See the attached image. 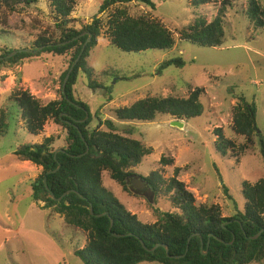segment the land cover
<instances>
[{
	"label": "rangeland",
	"instance_id": "rangeland-1",
	"mask_svg": "<svg viewBox=\"0 0 264 264\" xmlns=\"http://www.w3.org/2000/svg\"><path fill=\"white\" fill-rule=\"evenodd\" d=\"M190 0H155L152 15L160 18L173 33L171 49L125 52L111 45L105 35L87 60L92 69L93 86L86 74L74 85V96L88 105L90 128L106 129L102 122L113 121L120 132L152 148L133 169L134 175L149 176L159 170L165 179L183 169L178 179L194 195L196 204H216L222 216L242 212L244 181L264 178V28L255 25L242 13L246 0H228L232 6L224 12L225 42L219 47H201L180 39V29L193 22L196 15L208 21L218 13L223 0L194 6ZM102 0H77L72 16L78 28L98 14ZM264 6V0H260ZM131 14L147 11L139 3L129 6ZM6 24L0 26V55L18 48L32 47L38 35L57 38L44 0L21 6L19 12L3 11ZM181 58L185 65L162 66L164 61ZM67 64L61 57L43 54L21 64L0 70V113L5 115V133L0 135V264H83L74 249L81 248L86 234L65 228L63 217L41 208L32 199L31 181L42 171L33 162H20L14 151L23 143H39L50 135L52 147L64 146L65 131L48 121L38 136L24 129L20 108L10 95L16 89L29 90L43 104L57 98L59 77ZM203 87L200 116L179 120L182 127L171 125L170 115H157L153 121H120L113 109L129 106L146 96L185 97L190 89ZM243 95L257 108L258 133L247 141L233 130V107ZM101 124V125H100ZM221 127L225 137L247 148L237 157L222 156L214 147V129ZM162 156L173 158L162 165ZM103 185L139 220L154 223L160 211L174 208L162 196H155L141 177H129L128 189L103 172ZM138 186V187H137ZM227 192L225 191V188ZM139 264H160L141 262ZM261 264V263H252Z\"/></svg>",
	"mask_w": 264,
	"mask_h": 264
},
{
	"label": "trees",
	"instance_id": "trees-1",
	"mask_svg": "<svg viewBox=\"0 0 264 264\" xmlns=\"http://www.w3.org/2000/svg\"><path fill=\"white\" fill-rule=\"evenodd\" d=\"M40 1L0 0V26L6 24L2 14L5 9L19 12L21 6L36 5ZM211 1L190 0L189 3L198 7ZM44 2L58 37L38 35L32 47L6 51L0 55V70L43 54L61 57L67 64L59 77L56 99L43 104L29 90L16 89L10 100L20 108L24 129L29 134L40 135L48 121L65 131L64 146L58 152L52 147L55 137L50 135L39 143L19 145L14 155L20 162H33L42 167L41 173L31 181L33 201L62 216L65 228L86 234L84 245L74 249V255L83 264H264V178L244 181L243 211L224 217L216 204H196L193 193L178 179L183 170L179 167L170 179H165L159 170L146 177L138 175L155 196L164 197L174 208L160 211L154 223L139 220L103 185L102 174L108 172L112 180L127 190L133 169L153 150L132 138L130 131L120 132L110 119L102 122L106 129L90 128L93 118L88 105L75 98L73 88L81 74H86L89 86H93L92 69L87 60L101 35L125 52L167 50L174 46L172 31L152 15L155 0H102L98 14L105 12V17L95 14L80 28L74 25L72 16L77 0ZM133 3L142 4L147 11L131 14L129 6ZM229 6L232 3L223 0L210 21L204 15H196L192 23L180 29V39L201 47L223 45L224 12ZM242 13L256 28H264V6L260 0H246ZM14 51V55L8 56ZM75 61L63 91L64 78ZM169 65L182 67L185 62L176 58L162 63L163 67ZM204 94L203 87H195L185 97L146 96L129 106L114 108L113 113L120 121H153L157 115L187 120L203 113ZM256 114L255 103L239 95L233 107L232 126L247 141L259 131ZM5 126L1 110L0 135H4ZM214 135L215 150L222 156L237 157L247 148V144L237 145L225 137L221 127L214 129ZM261 152L264 162L263 141ZM159 162L170 165L173 158L162 156ZM258 233V237L251 238ZM156 245L159 246L154 249Z\"/></svg>",
	"mask_w": 264,
	"mask_h": 264
},
{
	"label": "water",
	"instance_id": "water-1",
	"mask_svg": "<svg viewBox=\"0 0 264 264\" xmlns=\"http://www.w3.org/2000/svg\"><path fill=\"white\" fill-rule=\"evenodd\" d=\"M90 35H89V38H88V40L90 39ZM16 53V51H14V52H12L10 55H8V56H12V55H14ZM75 63H76V61L71 65V67L69 68V70H68V72H67V74H66V76H65V78H64V82H63V91H64V89H65V86H66V83H67V81H68V78H69V76H70V74H71V72H72V70H73V68H74V66H75ZM171 125H173V126H176V127H182L183 126V123L181 122V121H179L178 119H176V120H172L171 121ZM60 149H57V151L56 152H58ZM87 150H88V148H87ZM46 187H47V185H46ZM138 187V186H137ZM53 198L55 199V197L53 196ZM90 212H91V214H93L94 212H93V208H92V206H90ZM97 216H101L100 214H98ZM112 225H113V222H111V226H110V228L112 227ZM262 232V231H261ZM259 234L260 233H258V234H256L255 236H252L251 238H256V237H258L259 236ZM115 236H118V235H116V234H114ZM142 245H143V247H146L145 245H144V243H142ZM157 246H159V245H156L155 247H154V249L157 247ZM165 249H166V251L168 252V247L167 246H165ZM203 253H205V252H203Z\"/></svg>",
	"mask_w": 264,
	"mask_h": 264
},
{
	"label": "flooded vegetation",
	"instance_id": "flooded-vegetation-1",
	"mask_svg": "<svg viewBox=\"0 0 264 264\" xmlns=\"http://www.w3.org/2000/svg\"><path fill=\"white\" fill-rule=\"evenodd\" d=\"M134 176H137V177H138V175H134V174H133V176H131V177H134Z\"/></svg>",
	"mask_w": 264,
	"mask_h": 264
}]
</instances>
